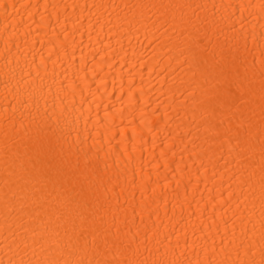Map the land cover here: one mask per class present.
Wrapping results in <instances>:
<instances>
[{"label": "bare ground", "instance_id": "6f19581e", "mask_svg": "<svg viewBox=\"0 0 264 264\" xmlns=\"http://www.w3.org/2000/svg\"><path fill=\"white\" fill-rule=\"evenodd\" d=\"M0 264H264V0H0Z\"/></svg>", "mask_w": 264, "mask_h": 264}]
</instances>
